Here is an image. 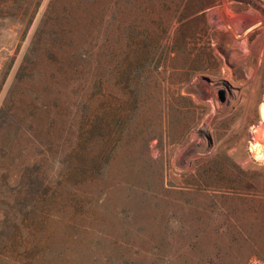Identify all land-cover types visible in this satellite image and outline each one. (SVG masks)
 <instances>
[{
	"label": "rangeland",
	"instance_id": "obj_1",
	"mask_svg": "<svg viewBox=\"0 0 264 264\" xmlns=\"http://www.w3.org/2000/svg\"><path fill=\"white\" fill-rule=\"evenodd\" d=\"M10 110L0 264H264V0H0Z\"/></svg>",
	"mask_w": 264,
	"mask_h": 264
},
{
	"label": "trees",
	"instance_id": "obj_2",
	"mask_svg": "<svg viewBox=\"0 0 264 264\" xmlns=\"http://www.w3.org/2000/svg\"><path fill=\"white\" fill-rule=\"evenodd\" d=\"M13 113H14V110H10L9 112L6 113L5 118L3 116L0 117V131L5 130L6 128L7 129L11 128V126H12L11 124L12 123L8 122V120L6 118H11L12 117V119H15V116H14ZM2 136H4L3 132L0 133V137H2ZM0 147L4 148V145H3V142H2L1 139H0Z\"/></svg>",
	"mask_w": 264,
	"mask_h": 264
}]
</instances>
